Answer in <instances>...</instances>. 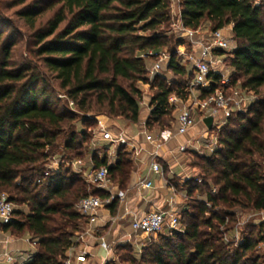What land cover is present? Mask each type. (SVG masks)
I'll return each mask as SVG.
<instances>
[{"label": "trees", "instance_id": "1", "mask_svg": "<svg viewBox=\"0 0 264 264\" xmlns=\"http://www.w3.org/2000/svg\"><path fill=\"white\" fill-rule=\"evenodd\" d=\"M26 2L12 0V5H24L19 14L31 24L46 9L60 6L34 33L38 58L34 64L28 59L20 63L12 59L16 43L11 34L3 37L0 25V193L6 192L16 207L28 208V212L16 208V219L7 225L16 234L30 232L37 240L36 252L26 264H64L67 250L76 244L75 237L86 222L76 209L78 201L90 194L103 195L64 164L45 175L47 162L58 151L68 161L83 155L78 148L87 141V132L81 131L78 140L74 126L80 115L68 106L69 102L84 114L83 124L89 121V113L137 123L143 100L138 82L150 80L149 59L141 57V53L167 51L171 56L167 68L175 77L171 81L160 74L153 77L151 87L156 91L147 120L149 128L160 129L167 125L166 118L173 111L169 97L186 95L192 68L178 59L176 48L183 40L162 31L172 20V0ZM178 2L186 28L198 29L205 21L210 22L211 30L233 25L237 45L228 59L231 86L240 81L243 89L263 96L228 119L219 132L215 151L196 156L198 161L193 165L202 169L216 190L186 182L189 199L194 191L205 195V199L193 205L187 203L182 212L184 231L163 235L161 243L148 245L139 258L127 251L126 261L264 264L254 254L264 241L262 229L257 237L250 231L236 248L230 249L221 230L226 225L227 212L217 211L220 206L264 211V0L260 4L255 0ZM64 22L66 26L58 31ZM58 87L67 97L68 107L52 105ZM226 89L231 91L230 86ZM91 120L98 126L96 119ZM93 159L96 167L108 166L111 178L120 183L126 181L133 167L124 146L114 165H108L107 157L99 159L94 155ZM206 182L205 179L203 184ZM115 203L110 205L112 209ZM124 246L134 249L129 244Z\"/></svg>", "mask_w": 264, "mask_h": 264}, {"label": "built area", "instance_id": "2", "mask_svg": "<svg viewBox=\"0 0 264 264\" xmlns=\"http://www.w3.org/2000/svg\"><path fill=\"white\" fill-rule=\"evenodd\" d=\"M255 0L256 4H260ZM263 1V0H262ZM182 30L187 34L189 44L192 46L194 53L190 56L193 60L192 64V77L188 80L185 87V96H179L172 94L169 97V104L173 107L175 113V125L179 134L187 133L195 125V112L200 111L206 116H212L214 118L212 130L202 135L208 141V150L213 152L219 146V132L221 128L227 123L228 119L237 112H243L247 109L244 106L249 99L236 100L227 91V86L231 82L230 75L225 72L224 60L222 58L221 51H233L235 47L232 46V37L226 34L223 29L211 30L208 34L198 29H189L184 27L182 23ZM207 34V35H206ZM141 57L148 58L150 60L157 61L155 65L149 68L151 77L160 74V68L162 62H168L170 60V53L167 51H154L149 50L142 52ZM163 75V74H162ZM219 76V81L216 77ZM257 98L251 101L254 102ZM73 105V102L70 101ZM140 105H145L144 101L140 102ZM98 127L97 131L102 134L104 140L116 145L117 147L127 146L132 150H136L135 146H132L127 136L123 131L114 133L109 128L105 121L104 116L97 117ZM143 134L148 139H152L153 135L147 130H143ZM166 136H170L169 133H165ZM184 149L185 146H182ZM66 163L68 167H80L83 164L81 159L74 161H67L59 159L53 156L46 164L45 175H50L54 166ZM78 172L82 173L80 168ZM162 173V167L160 163L154 158H145L141 161L137 169H133L130 172V184L132 187L140 189H149L153 187V182L147 178L150 173ZM82 177L95 188L102 192L103 195L90 194L81 198L76 209L82 214L89 222H95L98 218V213L103 209L108 208L114 201L124 198L122 193L115 191L112 186V178L110 176L109 167L106 165L100 167H94L89 173L84 172ZM40 181V180H39ZM168 210H156L148 212L141 217L135 218L132 222V233L124 237L125 242H130L138 234H144L147 236L160 233L162 229L168 228L169 230L177 229L181 225V213L173 199L170 200ZM16 206L10 200L9 195L6 192L0 193V225L7 226L11 224L15 219ZM240 230L236 227L233 230L234 238L240 240ZM225 240L229 241L227 235ZM33 247H37L38 243L36 239L29 240ZM1 244L6 245L8 241H1ZM101 246L103 249L110 251L111 246L105 239H102ZM76 249L74 246L69 248L66 252V258L64 264H81L84 259V255H75ZM8 264H26L33 258V254L30 253L25 260L21 263H17L16 254L12 251L5 250L3 254Z\"/></svg>", "mask_w": 264, "mask_h": 264}, {"label": "crops", "instance_id": "3", "mask_svg": "<svg viewBox=\"0 0 264 264\" xmlns=\"http://www.w3.org/2000/svg\"><path fill=\"white\" fill-rule=\"evenodd\" d=\"M229 26H231L232 31L233 25ZM164 77L170 79L169 81L173 78L168 74H165ZM229 86L230 90H233L231 82L227 87ZM149 116L145 115L142 118L140 115L137 123H128L123 118L111 119L107 116L104 117L106 125L114 133L123 131L131 145L136 147V150L124 146L133 160V167L127 174L126 181L120 183L118 179L112 178V186L115 191L122 193L124 198L117 200L113 209L109 206L100 211L95 222H89L86 219V222L82 225V230L75 237V255H84L81 264H93V258L95 259L97 256L96 251L101 253L103 264H105L113 253V244L119 239V242L129 244L133 248H135L134 244L137 247L138 245L141 246V242L147 240V235L138 234L133 236L134 238L130 242L123 240L124 237L132 233L133 220L151 211L168 210L171 199L174 200L181 214L186 209V200L189 199V196L185 184L194 174L198 173L197 167L191 163L187 153L189 150H197L202 154L209 152L208 141L202 137L205 132L212 130L204 122V119L208 116H206V113L196 111L195 125L185 134H179L177 129L154 132L157 129L156 127L149 128L147 126ZM144 129H147L153 135L152 139H148L143 134ZM165 133H169L170 136H166ZM182 146H185V148L183 149ZM119 149L120 147L109 142L106 150L103 153L99 152L97 157L99 159L107 157L108 165H114L118 159ZM93 156L90 160L91 169L87 171V168L83 166L84 164L79 167L82 169V173L79 172L81 175L84 172L89 173L92 168L96 167ZM154 157L160 163L162 173L152 172L147 176L153 182V187L149 189L132 187L130 172L137 169L143 159ZM28 239L33 240L30 232L20 235L7 228V226L0 225V242L8 241L7 249L6 245L0 243V254H3L5 250L12 251L17 255V263H21L30 253L34 255L37 249V247L31 245ZM102 239L110 240V243L107 242L111 246L110 251L102 248ZM25 243L31 248L29 247L30 249L26 250ZM0 264H8L2 255H0Z\"/></svg>", "mask_w": 264, "mask_h": 264}, {"label": "rangeland", "instance_id": "4", "mask_svg": "<svg viewBox=\"0 0 264 264\" xmlns=\"http://www.w3.org/2000/svg\"><path fill=\"white\" fill-rule=\"evenodd\" d=\"M35 0H27L26 3H30ZM258 2V0H256ZM259 1V3H261ZM24 5H12V0H0V25H2V30L4 31L3 37L5 38L6 36L11 34L12 39L15 41L16 45L13 47V53H12V59L16 61L17 63H20L26 59L30 60L33 64L37 63L36 61L38 58L35 55V38H34V33L35 31L39 28L44 26L49 19H51L54 14L56 13L57 9L59 8L60 4L55 5L52 8L46 9L41 15H39L34 24H31L30 21L26 20L24 17H22L19 14L20 9H22ZM66 26V22L62 23L60 27L58 28V31L63 29ZM231 26H226L224 28V31L226 32L227 35L232 37V46L233 48L236 47L237 42L233 38V33L231 31ZM201 31L205 33H209L211 31V24L208 21H205L201 25ZM165 33L168 34L169 37H174L175 40L181 39L183 40V44L178 46L176 48V52L178 54V59L180 62L185 65L188 69L192 68L193 60L190 58V56L194 53L192 46L189 44V40L187 39L186 32L182 30V21L180 19V5L178 0H172V20L171 23L169 24L168 27L163 28ZM206 34V35H207ZM222 54V58L224 60V69L227 74L230 75L231 72V67L229 65L228 59L230 56L231 51H221L219 52ZM157 61L155 60H147L148 67L151 68L155 65ZM43 71H46L44 67ZM160 75H165L168 74L169 76L173 77L174 79L175 75L173 74L172 71H170L167 68L166 62H162L161 68H160ZM170 73V74H169ZM50 76V73H48ZM159 75V74H158ZM148 77L150 78L149 81H139L138 82V87L142 90L143 93V101L145 105H140V115L143 118L145 115H150L152 111L151 107V100L152 97L156 91L155 88L151 87V82L154 80V78L151 77V74L149 72ZM170 80V79H168ZM52 85H56L55 81H52ZM264 91V90H263ZM231 94L236 100H240L241 98L243 99H249L246 104H244L245 107H249L251 105V101L255 98L259 99L263 95H256L252 91L245 90L241 87L240 81L234 85L233 90L228 92ZM67 97L64 95L63 90L60 89V87L56 88L55 93H53V98H52V105L56 106L57 108H64V107H72L77 113H79V118L78 120L75 121V126L74 129L78 133V140L80 139V133L81 131H86L87 132V141L82 145V148H78L80 151H82V157L79 158L83 160V166L84 168H87L86 170L88 171L91 169L90 166V160L92 155H96L99 152H104L106 148L108 147V141L104 140L102 137V134L100 132H96V129L98 126L93 124L91 119L94 118V120H97V117L99 116H106L105 114H96V113H89L87 114V118L89 121L86 124L82 123V118L84 117V114L74 108L69 102L67 106ZM175 113L172 111V113L166 118V124L164 127H161L160 129L157 127V131L155 130L154 132H158L161 130H175L176 125L175 123ZM108 117V116H107ZM116 119V118H115ZM125 120V119H124ZM128 123H130L128 120H126ZM96 127V129H95ZM96 132V133H95ZM66 138V135L61 137L59 139L60 143L64 142V139ZM207 152V154H209ZM63 153L61 151H58L56 157L59 159H62ZM191 163L193 164L194 162L198 161L197 157L198 155H204L201 152L197 150H189L187 153ZM78 159H75V161ZM68 161V160H67ZM74 161V160H73ZM72 162V161H71ZM66 167H68V164L63 163ZM59 166V165H58ZM58 166H54L52 170L56 169ZM70 167V166H69ZM71 169L74 173H77L81 175V173L78 172L80 169L79 167H72ZM197 174H194L192 178L188 181L190 184L194 185H199L202 187V189L207 190L209 187H213V191H215V187L213 185V182L211 179L206 178L203 173L202 169L197 167ZM206 179L207 185H204V180ZM198 199H205V195L200 194L198 191H194L192 198L187 199L188 204H195ZM16 208L19 209H24V211L28 212V208H26L24 205L17 206ZM217 211L221 212H227L226 213V225H223L221 227V230L223 231L224 237H228L229 241L225 240L226 243L228 244L230 249H234L238 246V244L243 240V237L248 235L250 231H254V237H257L259 234L260 229H262L264 233V211H259L255 210L252 208H224L223 206H220L217 208ZM182 215V214H181ZM185 215L181 216V225L177 229H172L169 230L168 228L162 229L160 233H157L155 235H150L147 237V240L144 242H141V246L135 245L134 244V249L131 250L129 246H124L128 245L125 244L124 242H119L116 241L114 246L113 253L111 254L109 260L105 262V264H129L125 257L127 255V251L133 252L138 258L140 257L142 250H144L148 245L152 243H161L163 238L162 236H168L175 234L176 232L184 231L185 229ZM207 217L210 216V213L206 214ZM233 227V228H232ZM238 227L241 234H240V240H237L234 238L233 235V230ZM233 229V230H232ZM225 239V238H224ZM124 240V239H123ZM122 240V241H123ZM108 243H110V240H106ZM145 245V246H143ZM24 247L26 250L30 247L27 243H25ZM31 248V247H30ZM29 248V249H30ZM127 249V250H126ZM97 254L96 258H93V264H103V259L101 258V253L98 251L95 252ZM255 255H259L261 257V263L264 260V241L260 243L258 248L256 249Z\"/></svg>", "mask_w": 264, "mask_h": 264}, {"label": "water", "instance_id": "5", "mask_svg": "<svg viewBox=\"0 0 264 264\" xmlns=\"http://www.w3.org/2000/svg\"><path fill=\"white\" fill-rule=\"evenodd\" d=\"M213 121H214V118L212 116H208V117H206L204 119V122L208 126L209 129H212L213 128Z\"/></svg>", "mask_w": 264, "mask_h": 264}]
</instances>
